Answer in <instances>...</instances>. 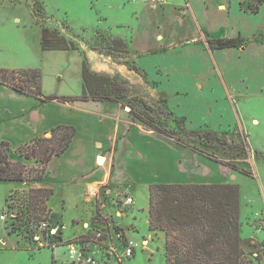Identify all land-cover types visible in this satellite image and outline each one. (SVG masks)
I'll use <instances>...</instances> for the list:
<instances>
[{
	"label": "rangeland",
	"instance_id": "obj_1",
	"mask_svg": "<svg viewBox=\"0 0 264 264\" xmlns=\"http://www.w3.org/2000/svg\"><path fill=\"white\" fill-rule=\"evenodd\" d=\"M124 2L127 8L132 7V0H0V69L39 70L42 93L48 96L75 92L79 84L78 70L85 64L93 75L88 79L87 98L115 100L143 130L166 129L173 137L168 140L175 144L235 168L238 173L248 174L251 177L239 175L237 180L244 196L253 194L258 182L264 186V14L242 16L249 12L248 0H239L241 14L236 0H193V12L204 27L196 25V35L178 45H195L194 49L207 50L210 66L207 69H153L156 62L151 59L156 58L146 56L136 59L145 68L140 69L130 52L139 57L156 49L154 30L157 23L161 25L162 34L175 26L177 30L170 31L174 39L187 35V27L195 20L190 16L188 21L175 18L170 12L162 19L151 17L149 12L160 6L171 10L159 0H150L153 4H149L147 14L140 19L139 15L131 14L132 8L124 9L125 5H121ZM225 2L230 11L226 9L223 14L218 7ZM238 22L243 27L241 24L234 26L233 23ZM44 28L59 31L60 37L73 41L83 58L77 53L42 51L40 37ZM115 33L127 39L128 49L125 42V45L112 42L117 38ZM193 34L194 29H190L188 35ZM230 39L240 40L239 45L224 49L210 46L215 40ZM200 61L205 67L204 60ZM157 64L166 66L162 61ZM174 90H183L173 97L178 109L176 117L169 97ZM9 158L18 160L20 156L10 151ZM36 163L35 166H39ZM256 172L258 179L252 177ZM17 186L20 183H1L0 215L4 213L8 220H0V246L4 253L0 264H165L157 257L149 262L143 255L135 257L133 242L132 256L125 255L131 241L109 211H115L111 204L115 207L123 201L132 204L128 191L112 203L103 193L107 199L104 212L97 209L87 216L89 209L76 212L66 208L62 213L60 200L65 188L55 184L52 186L55 196L50 201L53 214L49 216L47 227L54 229L63 224V232L51 236L48 229L39 227L37 235L27 240L24 238L27 235H9L4 228L28 192L15 191ZM135 190L139 205H143L146 201L144 189ZM13 192L18 194L5 201ZM244 196L241 204L245 203ZM260 197L262 200L261 194ZM42 205L49 210L48 203ZM96 206L98 208V201ZM123 211L128 212L124 208ZM74 214L83 217L70 221ZM3 235L9 236L7 245L3 243ZM68 243L78 251L73 262L68 255H62ZM56 247L59 248L53 256ZM241 248L250 259L258 252L249 242H243Z\"/></svg>",
	"mask_w": 264,
	"mask_h": 264
},
{
	"label": "crops",
	"instance_id": "obj_2",
	"mask_svg": "<svg viewBox=\"0 0 264 264\" xmlns=\"http://www.w3.org/2000/svg\"><path fill=\"white\" fill-rule=\"evenodd\" d=\"M162 1V4L171 10L167 11L163 6H160L156 11L149 12V15L162 19L168 16L170 12L172 17L186 18L187 21L189 16L193 17L195 22L189 24L187 28L189 29L188 32L190 29H194V34L188 35L187 32V35L171 39L174 33L170 31L177 30L176 27L172 26L169 32L162 34L160 31L161 25L157 23V29L154 30L157 42L156 49L150 50L148 54L139 57L134 56L129 51L131 57L140 69L145 68L141 63H137L136 59L146 56L156 58V60L151 59L156 62L153 69H207V66H210L207 63V60L210 61L207 50L202 47L194 49L195 45H178L194 37L197 31L196 25H202L193 12L191 3L193 0ZM236 1L239 11V0ZM126 2L121 3V5H125L124 9L132 8V10H129L131 14L134 16L139 15L140 19H143L147 14L149 4L152 3L150 0H132L130 3L132 7L128 6L127 8ZM204 8L207 10V6ZM218 9L223 14L226 9L230 11L227 2L219 4ZM259 13H262L260 15L264 14V0L257 14ZM257 14L248 12L242 14V16L253 17ZM229 16H231V13ZM233 24L235 26L241 23ZM241 26L243 27L242 24ZM115 36L121 38L116 33ZM122 40L127 46L125 41L127 39ZM175 43H177V46L172 48ZM44 52L77 53L79 57L82 56L79 51L71 50ZM200 59L204 60L205 67L200 63ZM160 61L164 62L166 66L158 65L157 63ZM260 68L259 66L258 69ZM82 69L80 67L78 70L79 84L75 92H63L59 93L62 95L52 94L48 96L80 97L84 87ZM202 85L207 84L203 83ZM181 91L183 90H174L173 93L169 94L171 98L170 108L174 116L178 109L173 102V97L181 94ZM184 95H187V93H184ZM185 117L187 118V116ZM58 125L75 128V134L69 146L60 156L52 159L41 180L16 182L20 183V186H17L18 188L15 191L45 188L52 190V197H54L52 186L59 184L65 188V194L62 195L60 200L62 213L66 208H73L76 212L89 209L90 213L87 216H91L93 211L96 212L97 209L104 212V203L107 200L103 196L104 194L110 198L109 201L112 203L111 201L115 200L114 202H117V199L124 196L123 193L128 191L132 204L127 205L129 204L127 201L118 202L117 207L111 204L115 211L109 212L114 215V220L122 228L126 238L136 245L135 257L141 258V255H143L144 260L147 262L157 257L163 259L166 264V234L163 231L151 230L150 228V188L155 185L235 184L239 189L241 245L243 242H249L256 247V251L258 250L261 236L255 227L254 215L257 210L263 207L264 186L262 183L258 182L257 190L253 194L244 196L240 184H238L237 176H251L238 173L230 167L202 157L188 147L177 145L172 140H168L169 138L160 136L155 132L143 130L134 124L129 112L115 100L93 101L89 99L66 103L57 101L43 103L37 98L18 93L0 84V142L9 143L12 153L15 154L18 147L37 137L49 136L51 129ZM18 160L25 162V165L29 167H36L35 164H37L34 159L27 160L20 157ZM252 177L258 179L257 172ZM1 183L4 182L0 181V188ZM138 187L144 189L145 192L146 201L143 205L138 203L140 199L137 198L135 190ZM256 195L260 201L257 200ZM243 196L245 197V203L241 204ZM52 197L47 202L49 210H51L49 211L50 218L53 214L50 205ZM97 201L99 202L98 208L96 206ZM123 208L127 209L128 212L123 211ZM82 217L74 214L70 221ZM3 237H5L3 243L7 245L9 236L3 235ZM58 248L56 247L52 251L53 256ZM67 251L68 249L63 251L62 255L67 257ZM3 256L4 253L0 246V259Z\"/></svg>",
	"mask_w": 264,
	"mask_h": 264
},
{
	"label": "trees",
	"instance_id": "obj_3",
	"mask_svg": "<svg viewBox=\"0 0 264 264\" xmlns=\"http://www.w3.org/2000/svg\"><path fill=\"white\" fill-rule=\"evenodd\" d=\"M262 3L263 0H248L247 10L251 14H257ZM60 36L59 31L42 29L40 38L42 50H78L73 41ZM112 42H122L125 45L118 37ZM239 43L238 39L215 40L210 46L214 49H224L237 47ZM91 76L93 75L83 64L84 87L80 97L45 96L41 90V73L37 69H0V84L18 93L37 98L43 103L51 101L66 103L89 100L88 79ZM153 131L160 136L173 138L171 132L166 129L153 127ZM74 134V127L58 125L51 129L49 136L37 137L15 150L20 157L38 162L37 167H28L18 160H11L9 143L0 142V181L41 180L46 166L54 157L60 156L66 150ZM244 175L249 176L246 173ZM17 194L13 192L6 201ZM52 195L53 191L50 189L28 190L22 198L21 207L18 206V209L11 213V222L4 227L9 235L21 237L25 234L27 236L24 238L27 240L36 236L40 222L49 221L50 210L46 211L42 203H47ZM149 205L151 230H160L166 234V264H253V261L255 264H261L258 256L250 259L241 248L237 185H155L150 188ZM42 235H45V232H42Z\"/></svg>",
	"mask_w": 264,
	"mask_h": 264
},
{
	"label": "built area",
	"instance_id": "obj_4",
	"mask_svg": "<svg viewBox=\"0 0 264 264\" xmlns=\"http://www.w3.org/2000/svg\"><path fill=\"white\" fill-rule=\"evenodd\" d=\"M160 2H162V0H159ZM0 220L1 221H6L7 220V216L2 213L0 215ZM254 222H255V227L257 229V231L260 233V241H259V248H258V252L257 254H255V256H258L260 258V263L264 264V196H263V207L261 210H259L258 212H256V214L254 215ZM43 228L48 229L50 235H56L58 230L59 232H63L64 229V225H57L54 229H50L47 227V222L43 221L40 222V229ZM134 244L132 242H129L128 247L125 251V255L127 257L132 256L133 252L132 250L134 249ZM67 255H68V259L73 262L76 257L78 256V251L75 249V246L72 245V243L67 244Z\"/></svg>",
	"mask_w": 264,
	"mask_h": 264
}]
</instances>
